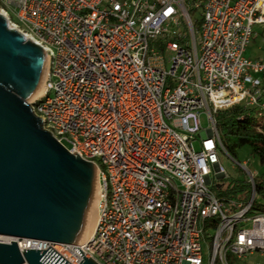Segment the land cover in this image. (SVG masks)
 Here are the masks:
<instances>
[{
  "label": "built area",
  "instance_id": "1",
  "mask_svg": "<svg viewBox=\"0 0 264 264\" xmlns=\"http://www.w3.org/2000/svg\"><path fill=\"white\" fill-rule=\"evenodd\" d=\"M6 2L17 19L6 14L11 28L46 56L34 114L97 169L91 238L27 249L51 247L70 264L85 260L74 248L98 264H231L264 254V212L250 214L256 193L244 203L212 190L213 175L229 178L216 111L246 105L264 116L253 76L264 73V60L245 55L254 27L264 26V0Z\"/></svg>",
  "mask_w": 264,
  "mask_h": 264
},
{
  "label": "water",
  "instance_id": "2",
  "mask_svg": "<svg viewBox=\"0 0 264 264\" xmlns=\"http://www.w3.org/2000/svg\"><path fill=\"white\" fill-rule=\"evenodd\" d=\"M44 50L11 28L0 13V264H70L51 247L78 245L95 199L97 169L44 130L28 99L45 70ZM82 264H98L87 259Z\"/></svg>",
  "mask_w": 264,
  "mask_h": 264
},
{
  "label": "trees",
  "instance_id": "3",
  "mask_svg": "<svg viewBox=\"0 0 264 264\" xmlns=\"http://www.w3.org/2000/svg\"><path fill=\"white\" fill-rule=\"evenodd\" d=\"M215 119L225 150L231 156L235 157L239 149L249 146L252 154L264 166V116L258 115L256 107L237 105L227 110H218ZM223 180L228 182L226 186L219 182H214L212 186L219 198L248 203L255 192L256 200L250 214L264 212L261 205L264 201V175L254 177V186L249 180Z\"/></svg>",
  "mask_w": 264,
  "mask_h": 264
},
{
  "label": "rangeland",
  "instance_id": "4",
  "mask_svg": "<svg viewBox=\"0 0 264 264\" xmlns=\"http://www.w3.org/2000/svg\"><path fill=\"white\" fill-rule=\"evenodd\" d=\"M6 1L7 0H0V11L6 14L10 12L12 19L17 22V19L14 15V10L12 8L10 9L8 8ZM192 16H193L194 21H197L200 19V12L193 11ZM196 26L198 27V24H196ZM254 31H255L256 37L251 42L248 48V51L246 53V57L250 59L252 58L254 60L255 59L264 60V26H255ZM253 76L261 79V82H262L261 88L264 89V73L253 74ZM51 96L54 97V93H52ZM33 102L34 101L30 103H33ZM202 124H203L204 131L210 127V122L208 121L205 115H203ZM199 137L201 136L199 135ZM195 146L197 149H199L198 141L195 142ZM219 158H220V162L222 166L227 171L229 178L232 180H241V181L249 180L250 179L249 172L253 173L255 176L264 175V166L261 165L259 159L256 156H254V154H252L251 148L249 146H245L239 149L235 157L231 156L227 151L220 150ZM244 163L247 164V170L249 172L241 166ZM212 177L215 178V180L223 186H226L228 183L226 180H223V178L221 177L219 179L216 178L214 175ZM96 190H97V187H96ZM95 204L96 203L94 199L92 206ZM91 209H90V212H91L90 219L92 220V224H93V222L97 221V209L95 208L92 211ZM86 223L87 222H85V225ZM208 233L214 234V230H210L208 231ZM204 252H205L206 260H208L211 256V247H210L209 241L204 245ZM230 262L231 264H264V254H262V252H255L253 254H248L241 258H238L237 256H233L231 257Z\"/></svg>",
  "mask_w": 264,
  "mask_h": 264
},
{
  "label": "bare ground",
  "instance_id": "5",
  "mask_svg": "<svg viewBox=\"0 0 264 264\" xmlns=\"http://www.w3.org/2000/svg\"><path fill=\"white\" fill-rule=\"evenodd\" d=\"M0 13H2L4 16L7 17L6 13H4L2 11H0ZM45 78H46V63H45V70H44V73H43L42 80H41L37 90L35 91V93L28 99L29 102L35 101V100H37L38 98H40L41 96L44 95V93H45V84H44L45 83ZM96 187H97V190H96V193H95V203L96 204L91 206L92 207V209L90 208L91 211L94 210L95 208L97 209V203H98V181H97ZM89 212H90V210H89ZM89 212H88V214H89ZM90 215H91V212H90L89 215H87L88 219L86 218L87 221H85L87 223H86V225L84 224V227H83L82 232L80 234L79 241H78L79 244L85 243L87 240H89L91 238V236L93 235L94 231H95L97 221L93 222V224H92V220L90 219L91 218ZM20 247L23 248V249L24 248L25 249L31 248L32 247V243L28 244L27 241L26 242H22L20 244Z\"/></svg>",
  "mask_w": 264,
  "mask_h": 264
},
{
  "label": "crops",
  "instance_id": "6",
  "mask_svg": "<svg viewBox=\"0 0 264 264\" xmlns=\"http://www.w3.org/2000/svg\"><path fill=\"white\" fill-rule=\"evenodd\" d=\"M256 35V34H255ZM256 36H254V38H255ZM254 40V39H253ZM247 51H248V49H247ZM247 51H246V53H247ZM246 53H245V55H246ZM252 59V58H251ZM252 60H254V59H252ZM255 60H257V59H255Z\"/></svg>",
  "mask_w": 264,
  "mask_h": 264
}]
</instances>
